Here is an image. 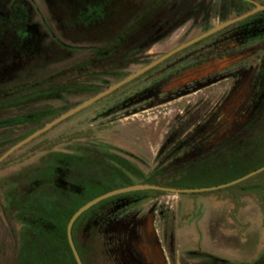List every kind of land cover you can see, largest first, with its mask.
Segmentation results:
<instances>
[{
    "label": "rangeland",
    "instance_id": "1",
    "mask_svg": "<svg viewBox=\"0 0 264 264\" xmlns=\"http://www.w3.org/2000/svg\"><path fill=\"white\" fill-rule=\"evenodd\" d=\"M24 1L30 23L41 34L38 44L46 53L36 64H17L13 71L0 70V99L8 96L2 91L6 87L13 85L17 89L29 82L31 90L41 87H62V90L40 100L0 110V117L29 116L46 111V115L37 122L0 126V154L28 133L132 73L143 63L250 8L239 0H175L177 8L196 9L194 15L154 44L148 54L133 55L117 64L122 41L135 29L134 17L140 0H94L96 6L102 8V13L119 15L127 12L129 18H117L115 21L121 25L114 27L95 25L89 32L63 22L56 27V18L45 0ZM258 17H264V10L233 25H243ZM43 22L47 29L42 27ZM224 30L200 41L193 49H187L194 50L209 43ZM53 37L64 43V47L53 43V50L49 51L52 48L48 44ZM232 43L228 40L226 49L217 58L227 62L243 59L223 68L219 72L223 76L196 85L190 90L194 92L183 96H180L181 92L173 93L168 98L174 99L168 102V98H160L154 102L133 104L134 98L130 99L140 87L160 77L154 76V70L191 62L189 57L178 61L179 56L186 52L184 49L156 65L150 73L138 75L59 121L2 159L0 264H16L17 252L24 244L26 220L17 216L9 201L13 197L12 191L29 183L35 172L54 179L55 183L41 182L33 190V197L41 203L76 210L91 198L126 185L151 183L187 186L183 188L207 187L231 182L252 171L245 172L256 161L250 160V153L238 152V146L246 142L253 146L254 133L259 126L251 130L250 124L256 119H259L256 123L264 124V90L257 95L256 108L243 126H238L234 132L221 133L218 141L201 148L205 149L203 151L189 154L186 144L193 120L206 116L214 102L233 84L234 78L225 74L248 64H258L264 58L263 47L259 46L264 44V36L246 40L240 46L233 47ZM253 48L257 52L251 58L246 53ZM257 48L261 49L258 51ZM90 51L98 63L89 65L88 60L83 59ZM35 60L30 59V62ZM77 63L88 64L86 72L68 70ZM262 69L259 67L257 72ZM60 70L62 74L57 75ZM43 77H46V82L39 84ZM125 97L130 100L123 103ZM60 173L64 174L60 176ZM19 192L21 194L23 189L20 188ZM120 197L134 201L117 211L113 210L114 206L94 205L75 224L74 237L76 242H80L82 234L88 231L87 218H95L93 238L96 253L89 264H120L116 237L109 227L121 221L125 212L140 214L146 210H152L155 216L157 237L161 240L164 261L168 264H259V260L264 258V169L214 190L182 193L135 190L114 194L100 203L109 204ZM19 198L17 196L15 200L17 205ZM82 217L86 220L84 225H81ZM98 248H102L104 258L99 257Z\"/></svg>",
    "mask_w": 264,
    "mask_h": 264
},
{
    "label": "flooded vegetation",
    "instance_id": "2",
    "mask_svg": "<svg viewBox=\"0 0 264 264\" xmlns=\"http://www.w3.org/2000/svg\"><path fill=\"white\" fill-rule=\"evenodd\" d=\"M45 1L47 2L48 8H50L52 14L56 18V27L60 26V23L63 22L66 25H76L78 26V29L81 30L85 28V31L89 32V29L95 25H99L103 28H105V26L114 27L121 25V23H117L115 21L117 18H123L125 20H128L129 18L127 16V12L119 13V15H114L113 13L110 14L104 11V13H102V8L96 6L94 0ZM239 1L250 5V8L245 12L252 10L254 7L247 1ZM256 3L264 5L263 1ZM181 8L182 7L177 8L175 0H140L134 17L136 18L135 29L129 32L127 37L122 41L117 64L119 61H125L127 58L133 55L142 56L148 54V50L154 46V44L163 39V37L171 30L185 23L196 12V9L194 8L191 10ZM259 11L262 10H257L248 16L255 15ZM62 19L66 21L64 22ZM67 20L70 22H67ZM236 22H233L217 30L216 32L178 50L177 52L160 61L159 63L166 61L171 56L181 52L184 49H186V52L179 56L181 58H178V61H184L188 57L192 58L190 59L191 62L184 63L179 67H172L170 69L158 68L154 70L156 73L154 76L160 75V77L156 80L148 79L150 81L143 87H140L139 91L136 92L133 97H130V99L134 98L133 104L144 101L154 102L160 98L164 99L168 98V96L171 97L170 95L176 92H181L180 96H183L194 92L190 90L196 85L206 82L207 80L223 76V74H219L223 68L234 63L237 64L243 59L239 58L235 61L227 62L221 58H217L226 49L225 43L228 40L233 41L232 45L234 47L236 45H242L246 40L264 36V17H258L247 22L246 24L234 26L233 24ZM42 27L47 29L46 23L43 22ZM222 29H225L223 33H220V35L215 37L212 41L192 50L194 45L200 43V41L213 34L219 33ZM40 36L41 34L37 33L35 28H33L32 24L30 23L29 11L24 0H0V70L2 72L7 70L13 71L15 65L17 64L18 66L20 64L22 66H29L31 63L36 64L37 61L40 62L42 58L45 57L44 55L46 53L45 50L43 49V51L38 44L40 41ZM71 39L76 40V37L71 36ZM189 39L185 41H188ZM185 41L181 43H184ZM53 43H56L60 47H64V43L60 42L55 37H53L52 41L48 44L50 48H52ZM176 46L172 47L171 49L175 48ZM259 46H262V49L264 50L263 43L259 44ZM188 47L192 49H187ZM171 49H168L153 59L143 63L140 67L146 65L150 61L156 59ZM257 49L259 51L261 48ZM52 50L53 48L49 51ZM248 51L249 52L246 54L251 56V58H254L257 50L253 48L251 51ZM30 59L38 60L30 62ZM83 59L88 60L87 62H89V65L98 63L97 57L95 54L91 53V51ZM159 63L155 64L142 73L149 72ZM86 65L89 66L88 64ZM86 65L77 63L76 65H73V68L68 70H84V72H86ZM259 67H263V69L257 72ZM62 72L63 71L60 70L58 73L56 72V74H62ZM217 73V76H213V74ZM225 75L234 78L233 84L227 92L222 94L218 101L214 102L213 106H211L207 111L206 116L204 115V117L201 116L193 120L194 122L191 124L193 127H191L192 132L187 133L188 142H186V144L188 146L189 154L190 152L195 153L205 150H201V148L213 145L214 141H218L219 135L221 133L225 131L234 132L236 129H238V126H243V124L248 122V117L256 108V100L259 98L257 95L264 90V58L261 59L258 64H248L246 67H240L229 71ZM46 80V77H43L38 81V83H45ZM20 86V88L15 89L13 85H10L2 90L4 93H7L8 96L0 99V110L20 104L30 103L35 100H40L47 95L57 94L61 92L60 90H62V87H41L31 90L30 82L27 85L22 84ZM73 89L74 88H71V90ZM18 90H20L19 94L15 95V92H18ZM9 94L11 95L9 96ZM130 99L129 97H125L122 102L126 103V101ZM172 99L168 98L166 101L168 102ZM44 115H46V111H38L29 116L20 115L0 117V126H12L21 123L37 122ZM192 140H194V143L191 145L190 142ZM63 174L64 173H60V176ZM59 182L62 183V180L60 179ZM100 201L94 204L95 207L105 206L109 208L114 206L115 208L113 210L117 211L119 209L125 208L134 200L128 199L127 197H120L109 202V204L100 203ZM81 220V225H84L86 220L84 217H82ZM87 222L88 231L90 229L95 230L94 216L88 217ZM156 225L157 223L152 210H146L140 214L136 212H125L121 217V221L112 223L110 225L109 228L112 230L116 239L120 243V264H168L164 261L163 247L160 244L161 240H159L157 237L158 230ZM83 236L84 234H82V237Z\"/></svg>",
    "mask_w": 264,
    "mask_h": 264
},
{
    "label": "trees",
    "instance_id": "3",
    "mask_svg": "<svg viewBox=\"0 0 264 264\" xmlns=\"http://www.w3.org/2000/svg\"><path fill=\"white\" fill-rule=\"evenodd\" d=\"M258 120L256 119L254 123L250 124L251 130L254 126H259V129L255 130L254 133L256 139L252 143L253 146L247 144V142L239 143L238 146V152L246 151L252 156L250 160L256 161L245 172L264 165V124L260 125V123H256ZM31 177L29 183L20 187L23 189L21 194L19 192L20 188L12 191L13 197L11 201H9L11 208L16 210L17 216L24 218L27 224L24 244L17 252L16 264H76L65 234L66 222L75 210L50 203H41L37 198L33 197V190L38 187V184L41 182H46L47 184L52 182L51 184L54 185L55 181L54 179L46 178L44 175L41 176L38 172L33 173ZM216 177H219V175H216ZM169 186L187 187L178 184H169ZM53 189L59 190L55 187H53ZM17 196L20 197L18 205L15 203L17 201ZM83 213L72 223L70 235L80 262L82 264H89L92 256L96 253V244L93 238L94 229L87 231V233L81 237L80 242H76L74 237L75 224ZM115 242L116 253L119 255L120 243L117 239H115ZM97 252L99 257H105L102 248H98ZM259 264H264V258L259 260Z\"/></svg>",
    "mask_w": 264,
    "mask_h": 264
},
{
    "label": "water",
    "instance_id": "4",
    "mask_svg": "<svg viewBox=\"0 0 264 264\" xmlns=\"http://www.w3.org/2000/svg\"><path fill=\"white\" fill-rule=\"evenodd\" d=\"M247 1L249 3H251L254 7L252 10L242 13L238 16L232 17L230 19H227L213 27H211L210 29L192 37L191 39H189L188 41H185L184 43L179 44L178 46H176L175 48L169 50L168 52L162 54L161 56L157 57L156 59L150 61L149 63H147L146 65L136 69L134 72L124 76L123 78H121L120 80L114 82L113 84L109 85L108 87H106L105 89H103L102 91L97 92L96 94H94L93 96L89 97L88 99H86L85 101H82L81 103L75 105L74 107L60 113L59 115H57L56 117H54L53 119H51L48 123H46L45 125L41 126L40 128L34 130L33 132H31L30 134H28L27 136H25L24 138H22L21 140L17 141L16 143H14L13 145H11L8 149H6L2 154H0V161L2 159H4L8 154H10L11 152H13L14 150H16L17 148H19L20 146H22L23 144H25L26 142H28L29 140H31L32 138L36 137L37 135L41 134L42 132L46 131L47 129H49L50 127H52L53 125H55L56 123H58L59 121L65 119L66 117L72 115L73 113L77 112L78 110L86 107L87 105L91 104L92 102H94L95 100L103 97L104 95L110 93L111 91H113L114 89H116L117 87L121 86L122 84L132 80L133 78H135L136 76L140 75L142 72H144L145 70L151 68L152 66H154L155 64L159 63L160 61H162L163 59H165L166 57H168L169 55L177 52L178 50L216 32L217 30L233 23L236 22L238 20H241L245 17H247L248 15L256 12L257 10H264V5H260L258 3H256L255 1L252 0H244ZM264 169V165L253 169L252 171L248 172L247 174L243 175L242 177L233 180L231 182L225 183V184H219V185H212V186H207V187H196V188H183V187H174V186H166V185H158V184H151V183H136V184H131V185H127L121 188H117V189H113L110 190L108 192H105L102 195H99L97 197H93L90 200L86 201L85 203H83L82 205H80L68 218L66 225H65V234H66V239H67V243L68 246L70 248L71 254L74 258V261L76 264H82L80 262V259L77 255V252L73 246L72 240H71V235H70V228L72 223L74 222V220L84 211H86L88 208H90L92 205L96 204L97 202H99L100 200H103L106 197L112 196L114 194H119V193H124V192H129V191H135V190H145V189H150V190H158V191H164V192H170V193H182V192H201V191H208V190H214V189H218L220 187H223L227 184H231L234 183L240 179H243L247 176H250L252 174H255L261 170Z\"/></svg>",
    "mask_w": 264,
    "mask_h": 264
}]
</instances>
